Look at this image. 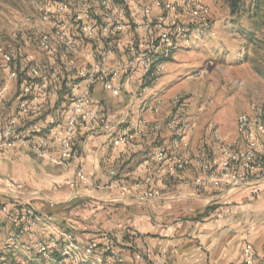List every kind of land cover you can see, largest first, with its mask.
I'll use <instances>...</instances> for the list:
<instances>
[{
	"label": "built area",
	"instance_id": "obj_1",
	"mask_svg": "<svg viewBox=\"0 0 264 264\" xmlns=\"http://www.w3.org/2000/svg\"><path fill=\"white\" fill-rule=\"evenodd\" d=\"M41 25L40 61L27 52L11 53L0 48V152L26 148L54 166L69 168L78 164L79 184L92 185L81 162L87 141L109 137L114 149L140 151L142 141L157 137L166 128L169 148L156 151L154 160L170 173L184 172L192 161L190 137L194 127L189 99L175 97L163 119L161 100L148 94L149 83L159 81L165 61L174 50L187 44L189 37L208 24L200 25L209 14L201 0H36ZM24 53V54H22ZM27 68L30 80L17 85L19 72ZM137 81V90L131 84ZM98 85L114 97L129 93L125 113L112 121L96 105L93 93ZM15 87L14 110L6 113L1 103ZM217 155L196 157L199 174L183 187L191 186L200 195L219 191L226 202L229 195L249 187L252 195H264V107L242 113L237 120V139L228 141L217 132ZM238 139L242 148L236 147ZM149 172L150 167L146 165ZM105 187L119 191L120 199L133 194L150 177L133 186L109 171ZM23 184L11 179L5 192L8 202L0 204V214L15 228L7 246L27 237L34 239L41 218L37 207L23 199ZM161 190H147L144 200L160 196ZM73 223L61 232L62 242L51 239L36 246V260L57 252L58 264H161L153 259L144 237L104 233L101 239L77 242ZM24 264V263H19ZM238 264H264L248 237Z\"/></svg>",
	"mask_w": 264,
	"mask_h": 264
},
{
	"label": "crops",
	"instance_id": "obj_2",
	"mask_svg": "<svg viewBox=\"0 0 264 264\" xmlns=\"http://www.w3.org/2000/svg\"><path fill=\"white\" fill-rule=\"evenodd\" d=\"M12 90L11 97L1 103L6 113L14 110L15 87ZM93 98L99 110L115 122L126 111L129 93L114 97L98 85ZM169 136L167 132L143 140L141 150L134 152L114 149L105 136L87 141L81 162L93 184H79L75 189L72 183L78 164L57 167L26 148L0 152V185L8 178L23 184L25 196L35 201L39 215L50 217L41 218L34 239L24 237L7 246L16 231L0 214V264H58L55 251L48 259L36 260V246L51 239L62 242L61 232L69 223L77 226L75 237L80 244L89 238L101 239L104 233L137 232L161 264H238L248 237L264 258V195L253 196L244 187L229 195L228 203L219 191L194 194L191 186L183 184L199 174L196 157L200 153L212 157L218 151L214 144L196 148L192 139L191 165L184 172L170 173L166 165L154 160L160 147L171 145ZM112 169L129 186L148 177L152 181L120 199L119 191L105 187ZM155 189L161 190L158 198H141L145 191Z\"/></svg>",
	"mask_w": 264,
	"mask_h": 264
},
{
	"label": "rangeland",
	"instance_id": "obj_3",
	"mask_svg": "<svg viewBox=\"0 0 264 264\" xmlns=\"http://www.w3.org/2000/svg\"><path fill=\"white\" fill-rule=\"evenodd\" d=\"M201 1L209 12L205 19L209 28L176 47L173 56L165 61L159 81L149 83L147 93L161 100L158 119L169 111L173 98L189 99L194 123L190 140L194 139V147L207 149L212 144L217 147L216 132L230 142L236 140L239 115L264 107V30L257 26L264 10H256L260 0H241L240 11L235 14L233 0ZM35 2L0 0V48L11 53L27 52L44 61L46 56L38 43L45 29ZM0 73L4 76L5 67H0ZM138 87L139 82L134 81L130 89ZM167 132L164 128L161 134ZM235 145L244 146L241 139ZM11 179L0 185V204L8 202L5 192ZM23 191V199L35 205Z\"/></svg>",
	"mask_w": 264,
	"mask_h": 264
},
{
	"label": "trees",
	"instance_id": "obj_4",
	"mask_svg": "<svg viewBox=\"0 0 264 264\" xmlns=\"http://www.w3.org/2000/svg\"><path fill=\"white\" fill-rule=\"evenodd\" d=\"M240 2H241V0H233V2L231 4V7L233 9V13L234 14L238 13L240 11ZM259 9H263L264 10V0H260L256 4V10H259ZM205 24H208L207 20H202V22H200L201 26L205 25ZM257 26L259 28H261L262 30H264V13H263V16L260 17V21H259V23H257ZM24 80H30V78H29V76L27 74V68H25V67H23L22 71L19 72L17 85L20 86L19 84L24 82Z\"/></svg>",
	"mask_w": 264,
	"mask_h": 264
}]
</instances>
